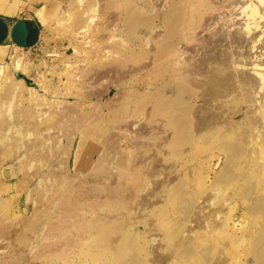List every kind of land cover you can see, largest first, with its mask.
I'll return each instance as SVG.
<instances>
[{
	"label": "rangeland",
	"instance_id": "rangeland-1",
	"mask_svg": "<svg viewBox=\"0 0 264 264\" xmlns=\"http://www.w3.org/2000/svg\"><path fill=\"white\" fill-rule=\"evenodd\" d=\"M29 1L16 20L34 17L39 39L29 48L7 40L0 64L13 69L0 76V173L13 188L10 214L22 219V264H264L263 138L239 119L231 132L196 133L197 105L161 101L158 90L159 77L190 86L185 63L204 52L208 18L234 0ZM16 55L30 75L14 71ZM16 80L36 100L17 98ZM235 95L228 108L245 104Z\"/></svg>",
	"mask_w": 264,
	"mask_h": 264
},
{
	"label": "bare ground",
	"instance_id": "bare-ground-1",
	"mask_svg": "<svg viewBox=\"0 0 264 264\" xmlns=\"http://www.w3.org/2000/svg\"><path fill=\"white\" fill-rule=\"evenodd\" d=\"M226 1L223 0V2H226ZM6 2L7 0H0V11L1 12L5 9ZM228 7H229L228 11L218 12V15L216 13L217 11L216 9H218L219 7L218 8L216 7V9L214 8L215 11L213 10V12L215 14L212 12L211 13L212 17L210 16L211 18L210 17L208 18L211 20V23L209 22L208 19L205 22L206 24H207V21L208 23H210V25L207 28L208 29L207 32H210L211 34L209 35L210 37L208 39L204 38V40L202 41L204 42L203 44H205V45L203 44L201 45V46H204L203 48L204 52H201L202 54L199 53L200 55H197L198 54L197 53L195 55L196 58L193 57V60L191 59V61L186 59L187 62L189 61L188 63H185L186 66L188 67V69L186 70V74H187L186 81L190 83V86L187 85V87L184 86L185 88L180 89L179 87H176L177 84H175L176 86L172 84V82H175V81L171 80L172 82L170 81V82L165 83V80L167 77L166 78L164 77L165 80H161V77H159V80L161 81L158 87V90L160 91L159 98L161 101H164L168 95L172 94L170 97L174 96V97H177V99L186 100L191 105L196 104L197 106L195 107V111H193V115L195 117L194 119H196V123L194 126L195 128L193 129L196 131V133H201V132L203 133V131L214 129L216 127H222L226 129V131L229 132L230 130L233 131V128L235 129L236 124L239 123L238 121L235 122V119L244 120L245 122L249 121L250 122L249 127L250 128L251 126L253 127L251 129H252V133L255 134L254 137L255 136L259 137L255 139L263 138L262 141L260 140L261 142H258L257 140L255 142H257L258 145L261 146L262 149H264V135L261 131L262 128L264 129V117H262L264 114V0H234L232 5ZM219 9H221V7ZM225 10H227V7L225 8ZM236 10L237 12H235ZM41 13H37V14L39 18L42 19L44 14H41ZM213 26H218V27L213 28ZM204 29L206 28L203 27V30ZM186 42L188 43V41ZM199 45L198 47H200ZM187 46L189 47L190 45H187ZM193 47L195 46L192 45V48ZM192 48L189 49L186 47V49H189V50L196 49V48H193V49ZM203 49L200 48L199 50H203ZM189 50H185V53L188 52ZM197 50L198 48L196 49V51ZM96 51L97 52H94V53H96V55L97 53L99 54L100 50L98 49ZM182 54H184V52ZM182 54H179V55L176 54V55L181 56ZM97 57L98 55L96 56V58ZM177 58H180V57H177ZM11 59L13 61L12 65L14 67V71L17 70V71L22 72L25 75H30L31 65L29 64L27 60L17 55L11 56ZM89 59H87V61H90ZM96 60H98V58ZM84 63H86L85 60H84ZM175 63H176L175 64L176 66L178 63L177 62ZM12 70H11L10 65L5 64L2 67V70H0V76H3L5 80H9L10 78H12L10 74ZM247 71L252 72V75L254 76V78L250 77L247 74ZM175 72H178V71H175ZM184 76L186 77L185 74ZM16 81L20 85V88L16 89L17 98L19 96L20 97L22 96V98H24L25 96H28V98L35 97L34 88H31L27 86L26 84H24L23 80H16ZM58 89L56 90L52 89L53 91L52 90H49V91L56 94L57 96V94H60L59 92L60 89L59 90ZM62 89L61 91L64 92V90ZM27 92L29 95H27ZM257 92L261 94L260 98L256 96ZM65 94H69L68 91H66ZM234 94L238 95L239 97L242 95L245 98L243 99L245 101V104L244 103L242 105L238 104L237 105L238 107L233 106L234 108H231V107L228 108L226 104L227 103L230 104L231 101L233 102L235 99H237L235 95L234 96L235 99L233 100ZM60 96H63V95H60ZM254 96H256L257 99H255ZM36 97H35V100H36ZM239 97H238V102H239ZM255 100L258 101L256 103H259L260 106L252 104V102ZM48 103L50 104V102H47L46 104ZM250 103L251 105H249ZM55 104L53 102V104H50V105L53 106ZM58 105L60 104H57V107ZM254 105L260 107L261 111H259V107H258V113L262 112V115H258L256 113L255 109H257V107H255V109L252 108ZM55 112L57 113L58 111L56 110ZM42 115H45V114H42ZM255 116H261L260 117L261 119L259 120L258 119L259 117H255ZM61 117L63 116L61 115ZM240 123H242V121ZM47 124L49 125L48 120L41 122L40 124L39 123H37L36 125L34 124L33 127L36 130V132L39 133V131L44 130L46 126H48ZM25 126L27 125L25 124ZM243 133L242 135H244ZM38 138L39 137H37V139ZM39 142L40 140L38 139V142L33 144L35 146L32 145L36 149V151L41 150L39 154H37L36 157L41 158L40 159L41 161L43 160L46 161V155H45L46 152H44V154L41 153L45 151V147L44 149L39 148L43 145L44 140L42 141V143L41 142L39 143ZM30 147L31 145L29 146V151L31 150ZM3 148L2 149L0 148V157L2 153L6 152V150ZM33 155L35 156L36 152ZM34 156H32L31 154L32 159ZM2 180H3V177L0 173V264H22L24 261L27 260V257H28L27 256L28 254L24 253V249L20 248V246L18 245V241L20 240V238H22L24 234L22 232L20 233L22 229L21 228L22 224H20V222L22 221V219L21 217L16 216V215L15 217H13L12 214H10L11 199L8 196H10V193L13 190V188L11 185L4 183L5 181L3 180L4 181L3 182ZM23 183L21 182V185H17V186L15 185L14 187L16 188L14 189H17V190L20 189V191L21 189L23 190V187L26 186ZM14 219L18 220L17 226L16 224H14L15 228L14 226H11V224L16 223V221L14 222ZM19 243L23 244L22 241H20Z\"/></svg>",
	"mask_w": 264,
	"mask_h": 264
},
{
	"label": "crops",
	"instance_id": "crops-1",
	"mask_svg": "<svg viewBox=\"0 0 264 264\" xmlns=\"http://www.w3.org/2000/svg\"><path fill=\"white\" fill-rule=\"evenodd\" d=\"M26 3L25 2H22V0H7V2L5 4V9L2 12L0 11V18H2L3 20H5L7 22V24L9 25L10 31H11V34H10V36H9V38L7 40H9V39L13 40L14 43H15L13 45H18L20 47H22V45H23V43H21L20 41H23L24 40L25 33H24V31L22 29H20L17 34H14L12 32L13 29L15 27L19 26L24 21L32 22L36 26V24L34 22V17L32 19H30L28 17H25L21 21H17L16 20L18 18H21V16H23V15L25 16L26 15V10H27L26 9V5H27ZM29 3H30V1H29ZM31 8L33 9V7H31ZM34 15H35L36 20L42 26H45V24L42 21L39 20L37 14H36V11H35ZM38 30H39V28H38ZM19 34H20L21 40H18L17 35H19ZM39 36H40V33H39ZM10 51H11L10 50V46L0 45V64L2 62H4L6 59H8L6 53H8ZM26 78L27 77L25 75H23V77L21 79H23L24 81H26Z\"/></svg>",
	"mask_w": 264,
	"mask_h": 264
},
{
	"label": "water",
	"instance_id": "water-1",
	"mask_svg": "<svg viewBox=\"0 0 264 264\" xmlns=\"http://www.w3.org/2000/svg\"><path fill=\"white\" fill-rule=\"evenodd\" d=\"M20 29H22L25 33V37L22 42L23 43L22 47L24 48L33 47L37 43L39 38L38 28L32 22L24 21L19 26L15 27L12 32L14 34H17ZM10 34L11 31L9 25L5 20L0 18V45H2L7 41Z\"/></svg>",
	"mask_w": 264,
	"mask_h": 264
}]
</instances>
